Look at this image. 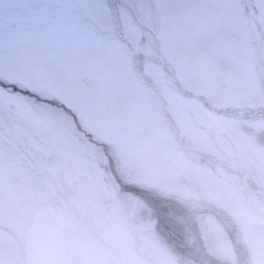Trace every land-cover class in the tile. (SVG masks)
I'll return each instance as SVG.
<instances>
[{"label":"rangeland","instance_id":"obj_1","mask_svg":"<svg viewBox=\"0 0 264 264\" xmlns=\"http://www.w3.org/2000/svg\"><path fill=\"white\" fill-rule=\"evenodd\" d=\"M0 27V264H264V0H19ZM28 92V93H27Z\"/></svg>","mask_w":264,"mask_h":264},{"label":"trees","instance_id":"obj_2","mask_svg":"<svg viewBox=\"0 0 264 264\" xmlns=\"http://www.w3.org/2000/svg\"><path fill=\"white\" fill-rule=\"evenodd\" d=\"M3 83L2 85L7 87ZM101 146L109 154L110 168L121 187L120 192L138 196L146 204L154 200L159 205L160 210L156 209L155 217L157 219V231L165 239L181 264H226L217 258H212L191 244L188 232L185 230L183 221L180 218L185 214L181 203L176 202L173 198L164 197L156 190L145 188L135 183H126L118 174L115 162L110 156L107 146Z\"/></svg>","mask_w":264,"mask_h":264},{"label":"snow or ice","instance_id":"obj_3","mask_svg":"<svg viewBox=\"0 0 264 264\" xmlns=\"http://www.w3.org/2000/svg\"><path fill=\"white\" fill-rule=\"evenodd\" d=\"M24 17L19 0H0V27L13 25Z\"/></svg>","mask_w":264,"mask_h":264}]
</instances>
